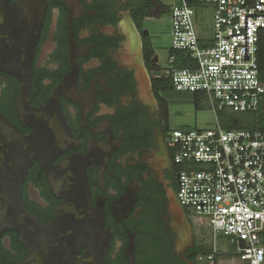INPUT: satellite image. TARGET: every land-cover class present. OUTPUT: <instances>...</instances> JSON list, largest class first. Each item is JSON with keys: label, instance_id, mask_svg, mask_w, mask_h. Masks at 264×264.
<instances>
[{"label": "flooded vegetation", "instance_id": "af4514ba", "mask_svg": "<svg viewBox=\"0 0 264 264\" xmlns=\"http://www.w3.org/2000/svg\"><path fill=\"white\" fill-rule=\"evenodd\" d=\"M37 2L43 6L23 105L43 108L36 129L56 135L57 146L43 156L48 166L74 159L83 167L91 210L101 214L109 238L103 263L130 264L132 237L133 264H155L152 256L158 264H201L193 253L207 242V223L183 211L178 224L168 210L178 175L167 144L168 104L154 87L166 69L158 65L150 32L157 17L136 13L134 0ZM135 66L147 75L151 100L139 94ZM21 85L19 77L0 71V115L28 135L33 120L17 107ZM21 201L40 223L55 218L62 198L52 192L39 159L21 184ZM145 230L156 239H144ZM17 238L14 231L0 237V264L22 260Z\"/></svg>", "mask_w": 264, "mask_h": 264}, {"label": "built area", "instance_id": "2783aa9c", "mask_svg": "<svg viewBox=\"0 0 264 264\" xmlns=\"http://www.w3.org/2000/svg\"><path fill=\"white\" fill-rule=\"evenodd\" d=\"M264 0H177L169 6L170 52L188 56L189 68L162 71L178 92L208 100L216 125L211 129H172L167 144L177 169L176 201L195 220L207 223L211 252L201 264H218L216 239L239 246L246 264H264V124L259 129H224L221 113L264 116V80L259 44ZM205 15L211 16L207 36ZM229 37L223 40L222 38ZM234 46L235 62H234Z\"/></svg>", "mask_w": 264, "mask_h": 264}, {"label": "water", "instance_id": "95a60500", "mask_svg": "<svg viewBox=\"0 0 264 264\" xmlns=\"http://www.w3.org/2000/svg\"><path fill=\"white\" fill-rule=\"evenodd\" d=\"M264 5V3H259ZM37 0H25L10 4L0 0V71L22 80L17 94L18 109L24 108L32 52L39 26ZM245 15L244 56H247ZM229 37L222 38L223 40ZM234 46V62H235ZM135 79L139 94L151 100L150 82L140 66H135ZM43 108L31 111L24 108L25 117L32 119V132L23 135L12 123L0 115V237L7 231L18 235V242L25 249L22 260L16 264H104L102 254L109 245V238L103 233V219L100 213L91 210L88 187L83 167L77 161L67 160L54 170L43 156L50 153L56 141L36 129ZM54 146H57L55 144ZM53 146V147H54ZM41 160L47 172L50 188L62 201L54 208L55 218L42 224L30 214L21 201V184L35 160ZM56 170V172H55ZM60 174V176H58ZM169 212L181 223L184 212L175 198L169 197ZM127 258L133 264L134 242L128 237ZM78 254H81L78 256ZM184 258V253L181 254Z\"/></svg>", "mask_w": 264, "mask_h": 264}, {"label": "rangeland", "instance_id": "374dc122", "mask_svg": "<svg viewBox=\"0 0 264 264\" xmlns=\"http://www.w3.org/2000/svg\"><path fill=\"white\" fill-rule=\"evenodd\" d=\"M162 4L171 6L177 0H159ZM206 35L210 34L211 16L205 15ZM156 52L158 54V65L164 69L169 67L168 50L171 47L170 36V18L168 15H162L153 20L150 28ZM168 104L169 130L172 129H211L216 125L215 117L207 99L199 101L197 107L193 96L187 92H175L166 98ZM237 119L245 121L244 117L238 115ZM208 239L209 231L206 233ZM216 249L218 264H246L241 261L238 254L239 250L236 244L231 243L230 239L224 236H218L216 239Z\"/></svg>", "mask_w": 264, "mask_h": 264}, {"label": "trees", "instance_id": "16d2710c", "mask_svg": "<svg viewBox=\"0 0 264 264\" xmlns=\"http://www.w3.org/2000/svg\"><path fill=\"white\" fill-rule=\"evenodd\" d=\"M133 1V0H132ZM133 10L136 13H143L146 16L150 17H160L162 15H168L169 12V6L164 5L157 0H134L133 3ZM170 55L175 56V60L173 62V66L176 69H185L189 68L190 64L188 61V56L186 53L183 52H170V49L168 50L167 58H169ZM259 64H260V70L261 75L262 71H264V33L261 37L260 44H259ZM154 87L156 91L162 94L163 97H167L168 95L178 92L174 90L172 87L171 81L168 76L162 75L161 72H159V76L155 78L154 80ZM193 96V100L195 102V106L197 107L199 101L205 99L202 96H198L195 94H191ZM166 100V99H165ZM242 116L244 117L245 121L237 119L235 116ZM219 123L224 129H248V130H254L259 129L264 124V116H256L254 114L250 113H242V114H232L229 112L221 113L219 116ZM172 154V153H171ZM173 157V156H172ZM155 233V232H154ZM152 233L151 236L148 235L147 231H143V238L145 239L147 236V240L150 242V238L152 240L156 239L155 234ZM210 234V232H209ZM211 237V234L209 235ZM208 239V237H207ZM211 241L210 239L208 242L202 243L199 246L198 251L193 253V257L196 258L198 256H207L211 252ZM238 249L239 246L237 245ZM151 260V258H150ZM152 261L155 262V264H158L156 262V259L154 256H152Z\"/></svg>", "mask_w": 264, "mask_h": 264}]
</instances>
